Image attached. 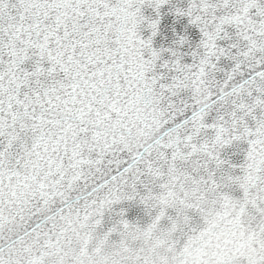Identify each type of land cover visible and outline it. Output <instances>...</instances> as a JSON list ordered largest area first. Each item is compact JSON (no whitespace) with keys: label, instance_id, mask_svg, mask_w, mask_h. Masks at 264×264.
Wrapping results in <instances>:
<instances>
[{"label":"snow or ice","instance_id":"obj_1","mask_svg":"<svg viewBox=\"0 0 264 264\" xmlns=\"http://www.w3.org/2000/svg\"><path fill=\"white\" fill-rule=\"evenodd\" d=\"M0 264H264V0H0Z\"/></svg>","mask_w":264,"mask_h":264}]
</instances>
